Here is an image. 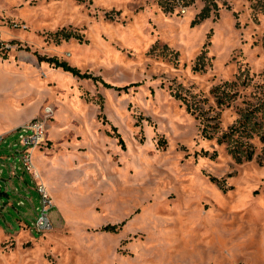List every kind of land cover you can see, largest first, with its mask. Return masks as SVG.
<instances>
[{
    "label": "rangeland",
    "instance_id": "1",
    "mask_svg": "<svg viewBox=\"0 0 264 264\" xmlns=\"http://www.w3.org/2000/svg\"><path fill=\"white\" fill-rule=\"evenodd\" d=\"M0 35L53 202L32 238L35 183L2 210L0 264H264V0H0Z\"/></svg>",
    "mask_w": 264,
    "mask_h": 264
},
{
    "label": "built area",
    "instance_id": "2",
    "mask_svg": "<svg viewBox=\"0 0 264 264\" xmlns=\"http://www.w3.org/2000/svg\"><path fill=\"white\" fill-rule=\"evenodd\" d=\"M12 133L18 134L17 141L9 145L7 144L9 148L13 149V155L8 157L0 156V173H2V168L4 167L3 161L8 160L9 163L7 164L12 173L19 170L30 175L32 182L35 183L36 191L39 194L40 203L36 208L35 220L31 226V230L37 234H42L52 228L49 210L53 206V202L33 162V153L45 142L46 124L42 119L34 118V120L22 124L9 133L0 135V146L6 144L7 137ZM1 189L0 186V191ZM11 190L14 189L8 185L3 187L5 193ZM18 204L22 205L23 202L19 201Z\"/></svg>",
    "mask_w": 264,
    "mask_h": 264
},
{
    "label": "crops",
    "instance_id": "3",
    "mask_svg": "<svg viewBox=\"0 0 264 264\" xmlns=\"http://www.w3.org/2000/svg\"><path fill=\"white\" fill-rule=\"evenodd\" d=\"M27 122H25V123H27ZM21 125L22 124H20L19 126H21ZM19 126L11 127L7 130H4L3 132L0 133V135L5 134V133H9L10 131L18 128ZM12 155H13V149L9 148L8 145H6V147H2V146L0 147V156L8 157V156H12ZM3 163H4V167L2 168L3 169V172H2L3 177H0V186L2 188L0 191V216L2 214L3 209H8L9 207H13L14 205H16V203L21 201V199L23 197H25L28 200H32L30 198L31 193H29L31 191L30 186L32 185V180H31L30 176L27 177V173H23L22 171H19V170H16L14 173H12L10 170V167L7 164V163H9L8 160L3 161ZM45 180L47 182H50L47 178H45ZM6 185L10 186L14 190H11L8 193H5L3 191V187ZM51 187L53 188V186H51ZM48 188H50V187L48 186ZM47 190H49V189H47ZM36 208H35V210H36ZM20 225L23 228V230H20L19 232H14V233L20 234V233H23L25 231H28L30 237L32 238L31 234L33 233V231L31 230V228H29V227L25 228V225L22 223H20ZM5 232L6 231L0 227V233H5ZM6 233H8L9 235H12L10 232H6Z\"/></svg>",
    "mask_w": 264,
    "mask_h": 264
},
{
    "label": "trees",
    "instance_id": "4",
    "mask_svg": "<svg viewBox=\"0 0 264 264\" xmlns=\"http://www.w3.org/2000/svg\"><path fill=\"white\" fill-rule=\"evenodd\" d=\"M201 17H207L206 15V11H203V13L200 15ZM196 22V19L194 21V23ZM37 60L39 62H46L47 64L51 65L54 68H61L63 69L65 72L71 73L73 76H77L80 78H89V75L87 74H81L77 69L70 67L66 62H60L55 58H48V57H44V56H39L37 55ZM128 88V87H125ZM188 112L193 114L192 111H190L189 108H187ZM208 131V127H204L202 129V136L207 137V133L206 131ZM216 157V152H213V154L211 155V158H215ZM246 161H251L252 160V156L250 155V153H246ZM237 162H240V160H236ZM215 181V180H214ZM102 231L105 232H111V233H115L117 231L116 227L114 225H106L104 227L101 228Z\"/></svg>",
    "mask_w": 264,
    "mask_h": 264
}]
</instances>
